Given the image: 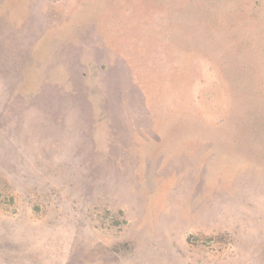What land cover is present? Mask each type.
<instances>
[{
  "label": "rangeland",
  "instance_id": "rangeland-1",
  "mask_svg": "<svg viewBox=\"0 0 264 264\" xmlns=\"http://www.w3.org/2000/svg\"><path fill=\"white\" fill-rule=\"evenodd\" d=\"M0 264H264V0H0Z\"/></svg>",
  "mask_w": 264,
  "mask_h": 264
}]
</instances>
